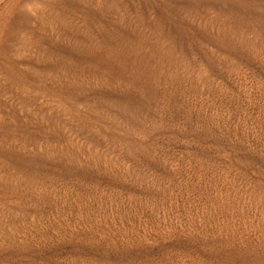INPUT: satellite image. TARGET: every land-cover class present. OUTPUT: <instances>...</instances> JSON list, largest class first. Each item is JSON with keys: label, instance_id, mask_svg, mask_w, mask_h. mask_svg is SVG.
Returning a JSON list of instances; mask_svg holds the SVG:
<instances>
[{"label": "rangeland", "instance_id": "rangeland-1", "mask_svg": "<svg viewBox=\"0 0 264 264\" xmlns=\"http://www.w3.org/2000/svg\"><path fill=\"white\" fill-rule=\"evenodd\" d=\"M0 264H264V0H0Z\"/></svg>", "mask_w": 264, "mask_h": 264}]
</instances>
